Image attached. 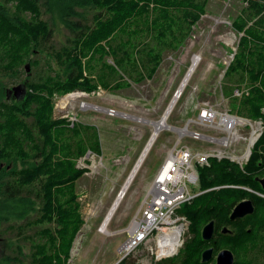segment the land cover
Here are the masks:
<instances>
[{"label":"trees","instance_id":"16d2710c","mask_svg":"<svg viewBox=\"0 0 264 264\" xmlns=\"http://www.w3.org/2000/svg\"><path fill=\"white\" fill-rule=\"evenodd\" d=\"M245 1L247 5L242 10V15L237 16L232 23L238 32L244 33L239 42L240 51L229 64L225 75L230 76L236 72L238 81L241 82L246 76L244 73H247L248 83L260 81L259 87L250 89L238 113L264 120L261 113V108L264 107V1ZM0 2V71L5 72L1 77L17 81L22 71L19 67L24 62L34 69L33 76L28 77L26 96L16 101L20 105L10 104L6 99L0 102V161L5 159L10 163L23 157L26 167L19 171L24 172L25 179L48 173L45 182L36 188L32 186L33 183L23 184L17 179L14 175L18 172L15 165L9 167V164H3L0 167V205L8 199H16L23 206L22 211L25 210L22 217L31 211H38L39 215L25 225L37 220L56 223L54 228H40L36 237L30 238L31 250L28 253L24 252L21 244L14 243L11 248L13 253L2 255L0 264H66L74 236L83 223L74 181L85 169L76 167L74 158L83 154L86 146L80 137L73 145L74 140L70 143L60 137L58 141L52 136L53 131L63 133L66 126V120L52 119V95L77 88L90 91L97 84L108 87L103 80L104 73L98 74L97 81L83 77V71L89 66L91 59L84 63L82 59L90 51L106 53L100 42L115 30L124 31L131 24L130 28L120 34V37L126 35L123 44L131 47L134 45L131 33L145 37L160 30V35H173L174 27L178 38L184 40L190 27L206 14L209 0H45L48 9L58 13L67 28L66 44L60 47V51H55L62 64H65L63 77L49 73L51 67L48 61L41 63L28 55L38 53L36 49H49V54L55 49L52 45L45 48L41 46L51 29L46 21L39 19L40 0ZM140 2L143 3L140 5ZM150 2L153 4L152 9H148ZM25 13L31 14L27 21L23 15ZM87 13L92 21L85 18ZM255 17L257 19L247 26ZM176 47L178 45L168 46ZM127 64L120 58L117 60L118 68L112 70L122 76L121 73L127 72ZM26 65L23 67L24 71L27 70ZM0 86L1 95V82ZM19 114L31 115L30 124L27 125ZM30 126H36L42 136L33 135ZM68 127L76 132L75 125ZM86 139L90 141L87 148L98 152L96 134H87ZM26 148L31 154L27 153L29 150ZM260 148H264V129L252 146L244 170L225 157H211L209 165L198 167V186L202 192L199 191L191 201L183 202L176 209L178 214L188 218L192 237L180 248L177 256L163 258L156 264H173L177 260L179 264H209V261L201 260V252L208 246H213L214 252L221 247H230L235 255L233 264L257 263V258L263 254L262 251L258 254V251L264 250V198L241 187L231 186L249 185L264 192L259 182V177L264 175L261 172L264 170V162L260 159ZM57 151H61L62 158L57 157L54 163H50ZM38 157H41L40 160H37ZM27 158L34 160L31 163ZM246 197L252 199L254 211L243 217L230 219L232 207ZM36 199L39 200V208L35 206ZM26 206L28 209H25ZM250 218L254 222H251L249 229L244 228L242 225ZM2 219H6L5 216H0V221ZM210 219L214 220L215 230L213 237L206 240L201 236V228ZM226 222L234 223L236 231L223 232L222 227ZM19 234L20 230L16 236ZM2 238L0 235V239ZM8 245L10 246L9 243ZM116 264L133 263L123 258Z\"/></svg>","mask_w":264,"mask_h":264},{"label":"rangeland","instance_id":"374dc122","mask_svg":"<svg viewBox=\"0 0 264 264\" xmlns=\"http://www.w3.org/2000/svg\"><path fill=\"white\" fill-rule=\"evenodd\" d=\"M142 3L140 2V5ZM39 4V19L46 21L51 29V33L42 41L41 46L45 48L52 45L55 49L50 54L47 53L49 49L46 50L45 48L40 51L36 49L35 51L38 53H28V55L33 59L40 60L41 63L48 61L51 67L49 73L53 76L60 75L63 77L65 64H62L55 51H60V47L66 44L67 28L62 23L61 18L58 17V13L48 9L45 0H40ZM246 5L245 0H209L206 14L190 27L189 34L184 40L178 38L177 29L174 27L173 35H160V30H157L156 33L151 32L145 37L131 33L130 36H132L134 44L131 47L123 44L126 35L120 37V34L130 28L131 24L124 31L122 29L115 30L107 39L100 42L106 53L90 51L82 59L83 63L87 59H91L89 66L83 71V77L97 81L98 74L104 73L103 80L106 81L108 87L105 88L101 84H97V87L90 91L77 88L66 93L55 92L52 95V119L66 120L65 131L63 133L53 131L52 136L58 141L60 137L70 143L74 140L73 145L77 143V139L80 137L86 146V151L74 158L75 166L85 169L74 181L83 223L74 236L66 264H116L123 258L133 264H156L163 258L169 259L177 256L180 248L192 237L188 218L176 212L182 217L180 220L182 224L178 223L182 227V243L173 254L167 255L162 252L161 255L165 256L161 259L156 258L158 247L156 246L157 237L155 234L145 244L139 245L128 255L122 257L119 252V245L127 237L131 218L135 216L141 200L147 195V189L154 172L163 160L166 150L177 139L178 132L171 127H164L158 132L115 208L107 224V231L101 230V226L114 202L118 199L120 191H123L134 166L152 137L154 127L146 120L158 121L163 117L172 100L177 98L174 94L177 93V89L190 71L194 58H199V64L177 98V102L167 119L170 126H182L186 120L195 118L199 103L206 101L220 109H227L232 113L239 114L241 103L249 95L250 89L260 86L259 80L248 83L247 73H244L246 76L241 82L238 81L239 77L236 72L230 76L225 75L229 64L234 61L235 55L240 51L239 42L244 34L238 32L232 23L237 16L242 15V10ZM148 7V9H152L153 4L150 2ZM89 13L86 14L85 18L88 17L92 21ZM23 15L26 21L31 17L30 13ZM256 19L257 17L249 21L247 26ZM171 45H178V47L168 48ZM120 58L128 63L129 69L127 72L121 73L122 76L112 70L118 68L117 60ZM25 63L19 67L22 71L17 81H11L6 76L5 78L1 77L5 72L0 71V82L3 88L0 102L4 100L6 88L26 79V71L23 69ZM28 69L27 77L33 76V67ZM71 95L75 96L67 98ZM63 102L64 104H62ZM9 103L15 105L18 102L10 100ZM16 105H20V103ZM90 105L98 106L101 109L89 107ZM110 110L114 112H110ZM261 113L264 115V107L261 108ZM19 117L27 125L32 120L31 115L19 114ZM250 119L262 120L264 129V120L261 117ZM67 125H75L76 132H73ZM193 127L195 128V125ZM30 131L35 136H42L36 126H30ZM247 131L248 128H244L239 129L237 133L243 139V136L248 133ZM92 132L96 134L98 139L96 140L98 152L87 148L90 141L86 137ZM185 141L191 145H198L202 150L209 148V146H217L214 142H198L189 137L185 138ZM233 148L231 145L230 148L226 149V152H232ZM246 148L247 144L240 141L237 143V150L233 149V152L242 157L241 154L247 152ZM249 152L241 160L225 158L235 162L244 170L243 167L250 157L252 147ZM259 152L261 153L260 159L264 162V148H260ZM27 153L31 154V151L29 150ZM57 157L62 158L61 151L53 154L50 163H54ZM40 158L38 157L37 160ZM2 160L0 167L3 164H9V167L15 165L14 168L18 172L14 175L23 184L33 183L32 186L38 188L48 177V173H41L25 179L24 172L19 171L26 167L23 164V157L10 163L9 160ZM26 160L32 163L34 159L27 158ZM223 186H229V184H223ZM231 187H241L247 192L264 198L263 191L254 189L249 185L239 184ZM194 189L202 192L197 185L194 186ZM38 201L36 199V208L40 207ZM25 209H28V206ZM22 210L23 206L18 204L16 199H8L3 202V205H0V216L6 218L0 221V235L3 237L0 239V257L8 252L13 253L11 248H13L14 243L21 244L24 252H30V238H35L37 231L42 227L54 228L56 226L54 221L48 223L42 220L25 225L26 222L34 220L39 213L38 211H31L22 217L25 211ZM251 222L254 221L250 218L242 226L249 229ZM224 225L230 230L236 231L234 223L226 222ZM18 230L21 231V234L16 236ZM25 234L29 235L25 236ZM4 237L9 239H4ZM150 246H153V251L149 250ZM261 251L263 254L257 258L256 264H264V250H259L258 254ZM214 262L213 258L208 263L213 264ZM173 264H179V261H174Z\"/></svg>","mask_w":264,"mask_h":264},{"label":"built area","instance_id":"2783aa9c","mask_svg":"<svg viewBox=\"0 0 264 264\" xmlns=\"http://www.w3.org/2000/svg\"><path fill=\"white\" fill-rule=\"evenodd\" d=\"M262 123V120H251L227 109L215 107L208 101L199 103L195 118L186 120L182 126H175L183 130L177 131L176 141L166 150L163 160L152 176L149 184L151 190L148 187L146 197L141 200L135 216L131 218L127 237L119 245L122 257L139 245L145 244L153 234L158 242L161 241L160 236L172 235L174 228L180 227L182 230L178 224L181 223L182 217L176 214V209L199 193L194 189V186L199 184L198 167L209 165L211 157L241 160L250 153L249 139H257L261 134ZM244 128H248V133L242 139L237 132ZM187 137L198 142H214L217 146L202 150L198 145L187 143ZM240 141L247 144V152L242 153V157L233 152V149L237 150V143ZM231 145L234 147L232 152H226ZM169 238L161 241L162 247L171 243ZM181 243L180 233L179 245ZM153 249V246H150L149 250ZM164 256L157 254L156 258L161 259Z\"/></svg>","mask_w":264,"mask_h":264},{"label":"bare ground","instance_id":"6f19581e","mask_svg":"<svg viewBox=\"0 0 264 264\" xmlns=\"http://www.w3.org/2000/svg\"><path fill=\"white\" fill-rule=\"evenodd\" d=\"M199 61H200L199 58H197V57L194 58L193 63L191 65V67H190V71L188 72V74L186 75L185 79L183 80V82H182L181 86L179 87V89H178L177 94L175 95V97L178 98L180 96V94L182 93V91L184 90V88L186 87V85L188 84L190 77L193 75L195 69L197 68V66L199 64ZM73 96H75V95H71V96H68V97L66 96V97L67 98H70V97H73ZM177 98H174V100H172V102L168 106L165 114L163 115V117L160 120H158V121H148V120H146L147 122H149L154 127V132L152 134V137H151L150 141L148 142L146 148L144 149L141 157L139 158V160L137 161L136 165L134 166L133 171H132L130 177L128 178L127 182L125 183V186L123 188V191L122 190L120 191V193L118 195L119 196L118 199L114 202L111 210L109 211L108 215L106 216L105 222L101 226V230L107 231V227H108L107 224H108V222H109V220H110V218H111V216H112L115 208L117 207V205L119 204L121 198L123 197V195H124V193H125L128 185L130 184V182H131L134 174L136 173L138 167L140 166V164H141V162H142L145 154L147 153V151L149 150V148L153 144V141L155 140L158 132L161 129H163L164 127L174 128L178 132H181L183 130V129L178 128V127H175V126H170V124L167 121L169 115L171 114V111L173 110V108H174V106H175V104L177 102ZM62 104H64V102ZM89 107H93L95 109H101V108H99L98 106H95V105L94 106L93 105H90ZM138 120H143V119H138ZM249 141L251 142V146H250V149H251L252 145L256 141V138L255 137H251L249 139ZM149 190H151V188H149ZM172 233H173L172 235H169V234L166 235L165 234L164 236H160L159 237V239L161 241L166 240L167 238L170 237L171 238V240H170L171 243L169 245H167L166 247H162V242L161 241H158L157 242V246H158V252H157V254L158 255H161L162 252L164 254L170 255V254H173L177 250V248L179 246V235L181 233V228L180 227L174 228L173 231H172Z\"/></svg>","mask_w":264,"mask_h":264},{"label":"water","instance_id":"95a60500","mask_svg":"<svg viewBox=\"0 0 264 264\" xmlns=\"http://www.w3.org/2000/svg\"><path fill=\"white\" fill-rule=\"evenodd\" d=\"M28 68L29 67L26 65V69H27L26 71H28ZM9 92H13V95L17 100H21L26 94V86L24 83H19L15 86H12L11 88H8L6 90L7 97H9L8 95ZM259 182L261 186L264 188V175L262 177H259ZM253 211H254V203L252 199L243 198L232 207L229 217L230 219H235L238 217H243L246 214L252 213ZM214 230H215L214 220L210 219L201 228L202 238L206 240H210L214 235ZM222 231L227 232L230 231V229L227 226H223ZM213 258L215 260L213 264H233L235 259L233 251L227 247L221 248L215 254H214L213 246H208L202 250L201 252L202 261H209L210 259Z\"/></svg>","mask_w":264,"mask_h":264},{"label":"flooded vegetation","instance_id":"af4514ba","mask_svg":"<svg viewBox=\"0 0 264 264\" xmlns=\"http://www.w3.org/2000/svg\"><path fill=\"white\" fill-rule=\"evenodd\" d=\"M28 71H29V69H28ZM28 71H27V72H28ZM27 72H26V79H25L24 81H22V82H19V83H24V84H25V86H26V94H27V90H28V89H27V82H28V77H27L28 75H27ZM19 83H18V84H19ZM16 85H17V84H16ZM14 86H15V85H14ZM11 87H12V86H11ZM11 87H10V88H11ZM7 89H8V88H6V90H7ZM26 94H25V96H26ZM8 95H9V97L6 96V92H5V94H4V99H6V100H8V101H10V100H16V101H18V100L14 97L13 92H9ZM25 96H24V97H25ZM24 97H23V98H24ZM23 98H22V99H23Z\"/></svg>","mask_w":264,"mask_h":264},{"label":"crops","instance_id":"0c3cea01","mask_svg":"<svg viewBox=\"0 0 264 264\" xmlns=\"http://www.w3.org/2000/svg\"><path fill=\"white\" fill-rule=\"evenodd\" d=\"M130 221V220H129ZM129 223V222H128Z\"/></svg>","mask_w":264,"mask_h":264}]
</instances>
